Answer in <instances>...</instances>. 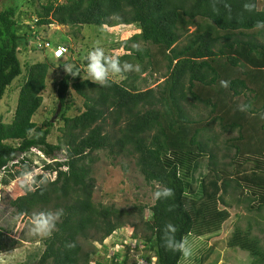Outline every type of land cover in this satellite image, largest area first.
I'll return each mask as SVG.
<instances>
[{"label": "trees", "instance_id": "obj_1", "mask_svg": "<svg viewBox=\"0 0 264 264\" xmlns=\"http://www.w3.org/2000/svg\"><path fill=\"white\" fill-rule=\"evenodd\" d=\"M16 1L17 5L0 12V102L21 81L11 122L0 117V183L13 187L9 205L20 223L32 220L35 212H63L53 234L44 238L37 264H126L116 256L111 262L93 260L96 250H84L94 240L93 233L102 242L126 224L121 210L93 201L92 163L100 151L113 159L133 157L146 182L173 190V196L155 200L148 208L150 217L144 224L148 232L144 244L154 251L157 264H180L182 259L179 252L163 246L167 224L176 227L178 241L193 234L209 240L223 238L239 216L237 206L226 200L231 189L248 190L247 203L257 202L259 210L264 207V27L259 26L264 24V8L259 7L260 0ZM27 3L30 10L24 7ZM245 4L253 9L247 10ZM26 10L35 15L34 28L20 23ZM53 24L136 26L138 32L119 44L123 53L116 56L121 63L141 66L140 73H120L127 77L122 82L110 76L108 87L64 71L54 109L55 115L61 105L64 121L57 143L49 139L54 121L38 124L34 117L43 104L54 60L61 70L68 64L64 61L68 53L54 58L51 52L52 60L25 65L19 58L20 45L26 47L29 38L38 35L36 29ZM46 43L50 49L62 45L47 38L38 48L48 49ZM139 43L144 48L135 46ZM72 66L82 71L79 64ZM144 73L164 80L141 89L137 81ZM221 81L228 86H221ZM70 89L85 99L84 110L72 117L64 114ZM240 105H247L246 111H240ZM199 106L208 112L207 118L194 115ZM223 135H227L224 140ZM33 150L52 162L34 176L29 192L21 181L33 173L26 158ZM61 151L66 159L55 160ZM201 158L207 159L208 170L196 181L187 161L196 163ZM6 232L0 225V252L12 246L4 242ZM228 245L264 262L260 239L249 231L236 227Z\"/></svg>", "mask_w": 264, "mask_h": 264}, {"label": "rangeland", "instance_id": "obj_2", "mask_svg": "<svg viewBox=\"0 0 264 264\" xmlns=\"http://www.w3.org/2000/svg\"><path fill=\"white\" fill-rule=\"evenodd\" d=\"M59 1L65 2V0ZM14 5H17L16 0H0V12L4 8ZM24 7L30 10L31 5L27 3L24 4ZM259 7L264 8V0H260ZM34 18V13L26 10L22 12L20 23L28 22L34 28ZM25 30L30 31L28 28ZM136 32H138L136 26L127 25L73 28L53 24L49 27L44 26L36 29L38 35L30 37L26 47L20 45L19 58L23 65L28 62L33 64L52 60L53 56L50 50L38 48L39 42L48 38V40L60 42L69 48L68 56L64 61H68L70 65L79 64L82 68L80 80H86L84 60L94 46L102 47L109 56L120 55L123 53V49L118 48L119 44ZM135 46L144 48L142 43ZM53 63L54 65L47 75V88L43 92V104L34 117V121L38 124L53 119L54 109L58 103L57 84L66 71L64 67L59 70L60 63L58 61L54 60ZM110 76L119 82L127 78L119 74H110ZM144 79L147 80L146 83H144ZM163 80L157 75L150 78L148 73H144L141 74L137 83L141 89H146L156 87ZM20 82L16 81L0 102V117L6 123L11 122L14 116ZM84 101L85 99L80 94L74 89H70L67 97L68 105L64 111L65 116L72 117L84 110ZM61 110L54 119L55 125L49 137L52 143H57L61 137L60 128L64 124L63 118L60 116ZM195 114L208 117V112L201 106L194 108ZM218 131L219 129L216 128L215 132ZM226 137L227 135H223L221 139L224 140ZM94 156L95 161L92 163V178L95 182L93 201L96 204L101 203L121 210L126 215V224L102 242L99 241L100 235L93 233L94 240L87 242L84 245V250H96L97 254L92 257L93 260L100 258L111 262L112 258L116 256L121 261L125 260L126 264H149L148 262L153 264L156 261L154 251L144 244L143 236L148 234L144 224L150 217L148 208L156 200L153 198V193L159 188V185L146 182L133 157L122 155L113 159L108 156L106 151H100ZM26 158L31 160L33 166V173L28 175L31 183L34 181L35 175L44 173V165L52 162L38 150H33ZM55 158V160L64 161L66 159L65 151L57 152ZM187 164L192 166L196 181H199L207 173L206 158H201V161L197 160L196 163L187 161ZM47 175L49 176V174ZM50 178L54 179L55 175ZM13 192L11 185L6 186L0 183V225L7 230L4 238L5 244L12 245L7 251L0 252V264H37L44 251V238L31 233V220L24 223L19 222L15 208L9 205ZM248 195V190L244 193L240 190L233 191L231 189L229 191L226 200L237 206L238 218L227 227L222 239L209 240L194 234L185 237L193 254L187 259L182 256L180 264H264V262L257 261L247 251L228 245L235 228L240 227L244 231L251 232L253 236H257L260 239V245L264 248V207L259 210L257 202L252 205L247 203ZM238 199H242L243 202L237 203ZM142 208H145L143 215H141Z\"/></svg>", "mask_w": 264, "mask_h": 264}, {"label": "clouds", "instance_id": "obj_3", "mask_svg": "<svg viewBox=\"0 0 264 264\" xmlns=\"http://www.w3.org/2000/svg\"><path fill=\"white\" fill-rule=\"evenodd\" d=\"M245 8L249 11L253 9L251 4H245ZM264 27V24L259 25ZM87 64L84 71L87 74V80L94 82L96 85L102 87L110 86V74H120L127 72H141V66L139 64H132L128 62L121 63V60L117 56H109L105 53V50L100 46H94L91 51L87 53ZM66 72L71 76L75 77L80 75V70L75 69L70 64L63 65ZM84 78V77H83ZM221 86L227 87V81H221ZM247 105H240V111H246ZM21 186L25 187L27 191H32L31 182L28 175L25 174L24 179L21 181ZM173 190L170 188H160L153 193V198L156 200L167 199L173 196ZM63 215L62 210L56 211H39L32 215L31 228L30 231L34 236L40 238H48L53 234L57 226V222ZM177 229L172 224H167L164 229L163 234V246L172 253L179 252L184 258H190L193 254L192 248L188 245L187 241L177 240L175 238V233ZM113 235V234H112ZM156 261L153 264H157ZM149 263V262H148ZM152 264V263H149Z\"/></svg>", "mask_w": 264, "mask_h": 264}, {"label": "built area", "instance_id": "obj_4", "mask_svg": "<svg viewBox=\"0 0 264 264\" xmlns=\"http://www.w3.org/2000/svg\"><path fill=\"white\" fill-rule=\"evenodd\" d=\"M45 46H46L45 48L50 49L49 48L50 44L46 43ZM50 51L53 53L54 58H62L64 55H66L69 52V48L64 45H58L56 46V48H51Z\"/></svg>", "mask_w": 264, "mask_h": 264}, {"label": "water", "instance_id": "obj_5", "mask_svg": "<svg viewBox=\"0 0 264 264\" xmlns=\"http://www.w3.org/2000/svg\"><path fill=\"white\" fill-rule=\"evenodd\" d=\"M60 110H61V105L58 106V109H57V111H56V113H55V115H54L52 121H54V119L58 116Z\"/></svg>", "mask_w": 264, "mask_h": 264}]
</instances>
